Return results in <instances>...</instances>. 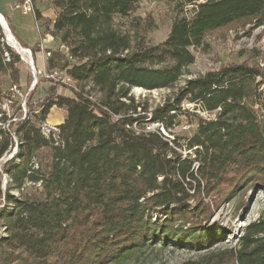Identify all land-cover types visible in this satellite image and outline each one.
I'll return each instance as SVG.
<instances>
[{
	"label": "trees",
	"instance_id": "trees-1",
	"mask_svg": "<svg viewBox=\"0 0 264 264\" xmlns=\"http://www.w3.org/2000/svg\"><path fill=\"white\" fill-rule=\"evenodd\" d=\"M140 1L43 0L52 18L34 4L40 35L55 43L46 48V71L77 86L56 93L65 84L56 79L39 95L38 79L24 117L3 109L7 101L21 110L18 95L10 98L20 69L0 25V163L16 149L0 165V264H115L152 245L209 250L228 233L209 223L212 212L225 199L264 192V71L256 60L176 86L207 33L246 21L263 26L264 0H170L173 22L156 44L116 26ZM134 86L172 93L150 107L130 94ZM52 106L66 115L45 132ZM180 116L191 132L168 138L160 128L172 129ZM237 239L184 264H264V204Z\"/></svg>",
	"mask_w": 264,
	"mask_h": 264
},
{
	"label": "rangeland",
	"instance_id": "rangeland-1",
	"mask_svg": "<svg viewBox=\"0 0 264 264\" xmlns=\"http://www.w3.org/2000/svg\"><path fill=\"white\" fill-rule=\"evenodd\" d=\"M18 0H0V9L7 13L6 22L8 23V27L10 28V32L15 37V33L12 32L13 26L21 33V35L25 38L27 45H33L35 42H38L37 50L32 51V58L34 62L35 68H40L43 71L42 75H37V81L41 78V80L36 84L38 85V94L41 95V89L48 88L53 83H56L55 80L59 73L52 72L53 77L50 76L45 69V54L46 48L40 47L41 45L50 46L54 45L53 39L51 37H47L45 35L41 36L38 24L34 19L33 13L22 14V11L19 9H14L12 6ZM43 3V4H42ZM36 5L41 9L45 15L52 14L53 9L51 6H48L46 3L44 4L43 0H34L33 5ZM11 7V9H10ZM44 16V15H43ZM174 17V11L172 9V1L170 0H142L139 2V5L136 7L134 12L130 14L129 17L124 18H116L115 23L116 26L119 27L120 30L128 32L132 36H136L138 38L143 37L144 40L149 44H156L165 39L167 36L170 24ZM13 25V26H12ZM3 30V29H2ZM4 33V32H3ZM17 40V38L15 37ZM18 41V40H17ZM4 42L5 40L4 35ZM21 44V43H20ZM9 45V44H8ZM22 45V44H21ZM10 48L16 53L17 51L9 45ZM23 47H26L22 45ZM192 52L195 55V61L190 64L184 73V75L180 78V80L176 83V86L183 84V81L186 78L195 77L200 74H205L208 70H216L224 64L232 63V62H242L248 61L253 62V60L258 63L261 69L264 71V25L256 26L254 21H246L245 23H237L230 25L228 27H224L221 29H217V31H212L207 33L204 39V44L200 47H192ZM254 50V51H253ZM41 52L38 63L36 62L35 52ZM239 51H243L242 55L239 54ZM43 52V53H42ZM251 52L250 54H247ZM256 54V56H252ZM19 69H20V85H9L6 84V88L8 85L10 86V98L12 101L17 100L18 94L16 91L12 90L13 86H16L20 93H23L22 97L29 99L32 93L33 97L38 96L37 92H34L35 84L30 88V84L33 81V75L31 70L29 69V65L27 62L23 61L19 54ZM49 75H45V74ZM50 78L52 81H46L45 78ZM64 77V76H63ZM36 81V82H37ZM65 84H59L55 86L56 93H70L69 89H73V87L77 86L74 81L71 79L67 80L64 78ZM56 85V84H55ZM16 93V94H14ZM27 93V96H24ZM172 93V89L168 88H158L147 90L140 86H134L130 90V94L135 98L136 101H143L148 106L154 107L157 104L162 103L165 99L170 97ZM93 95L99 96L98 92H94ZM20 98L22 101L24 98ZM27 99V101H28ZM13 103V102H12ZM12 103H8L5 101L3 109L6 112L13 116L18 117L20 114L22 115V111L18 110V112H14L11 107ZM21 103V102H20ZM183 108L194 110L192 103L184 102ZM26 106V105H25ZM28 110V107L24 112ZM63 108H59L54 106L47 115L46 118V126L48 129H55L56 122L63 118L65 112ZM14 112V113H13ZM201 116H207L206 113H201ZM180 122L177 123L172 129L166 130L167 137L173 138L176 135L183 136L187 135L191 132L193 128V124L189 125L187 123V118L184 116L179 117ZM155 127V126H154ZM150 130V129H149ZM163 134V129L160 128ZM183 155L186 154L187 150H180ZM9 156V155H8ZM1 165V164H0ZM1 167V166H0ZM5 176H3V179ZM206 201L210 199L207 197L203 198ZM264 204V192L259 191L257 189H251L246 192L243 196H238L237 199L232 200H224L221 205L214 210L212 217L209 219V223H216L225 227L228 231L226 235H224L225 240L216 243L209 250H203L201 252H192L188 251V249L181 247H172L170 246H150L144 247L140 250L133 251L131 254L123 257L115 264H184L186 262L194 263L201 259V257L206 252L219 251L225 248H228L235 244L236 240H238V236H240L242 229L245 224L249 223L251 220H256L261 215L262 206ZM227 238V239H226Z\"/></svg>",
	"mask_w": 264,
	"mask_h": 264
},
{
	"label": "built area",
	"instance_id": "built-area-1",
	"mask_svg": "<svg viewBox=\"0 0 264 264\" xmlns=\"http://www.w3.org/2000/svg\"><path fill=\"white\" fill-rule=\"evenodd\" d=\"M14 9H19L22 11V14H25V13H33L34 12V5H33V0H18L17 2H15L12 6ZM47 37H51V40H52V36L50 34H47L46 35ZM18 42V41H17ZM18 45L21 47V45L19 44L18 42ZM40 47H42V50H43V47L44 48H47L46 46L44 45H41L40 44ZM17 53L19 54L20 58L27 62V64L29 65V69L31 70V73L33 75V81L32 83L30 84V88L36 83L37 81V75H42L43 74V71L40 69V68H35L34 66V62H33V58H32V50L30 47H23L22 46V51H17ZM49 52L46 51V55H48ZM45 74V73H44ZM47 75V74H45ZM49 76V75H47ZM51 77H53L52 73L50 74ZM64 78L65 77H62V76H57V79H61L64 83ZM67 80H69V78L66 77ZM12 90L16 91L20 97H22L23 93H20L17 89L16 86H13L12 87ZM16 94V93H14ZM24 96H27V93L24 95ZM24 98L21 103H20V106H21V111H22V117H24V111L26 110V102H25V97H22ZM4 107V106H3ZM159 124L158 123H153V124H150L148 126H146V130H149V129H153L154 126H158ZM162 127V126H161ZM44 131L45 132H48L49 130H52V129H48V127L46 126V122L44 123V127H43ZM163 129V132H165L164 128L162 127ZM165 135H167V133L165 132ZM12 155V152L9 154V156Z\"/></svg>",
	"mask_w": 264,
	"mask_h": 264
},
{
	"label": "crops",
	"instance_id": "crops-1",
	"mask_svg": "<svg viewBox=\"0 0 264 264\" xmlns=\"http://www.w3.org/2000/svg\"><path fill=\"white\" fill-rule=\"evenodd\" d=\"M36 7H38V6H36ZM38 8H39V7H38ZM10 9H11V7H10ZM52 9H53V8H52ZM0 14H1V16H2V17L5 19V21H6V16H7L6 14H7V13H5L4 11H2V10L0 9ZM25 14H26V13H25ZM41 14L44 15V16H47V17H51V18H52V17H54V14H55V13H54V9H53L52 14L50 13V15H45L43 12H41ZM34 19H35V18H34ZM6 23H7V22H6ZM7 25H8V23H7ZM12 26H13V25H12ZM12 32L15 33V37L17 38V40H18L19 43H21V44L24 45V46H29V47L32 46V45H27V44H26V40H25V38H24V37L21 35V33L16 29V27L13 26V30H12ZM11 34H12V33H11ZM12 35H13V34H12ZM15 37H14V38H15ZM36 43H38V42H35L34 44H36ZM34 44H33V45H34ZM49 47H52V45L47 46V48H49ZM42 53H43V52H42ZM36 54H37V56H36V59H35V60H36V62L38 63V60L40 59V58L38 57V54H39L40 56H42V55H41V52H39V51H36V52H35V55H36ZM53 107H54V106H52L51 109H52ZM51 109H50V110H51ZM64 112H65V111H64ZM65 115H66V112H65L63 118L60 119V120H59L58 122H56L55 124L57 125V124H59L60 122H62L63 119L65 118Z\"/></svg>",
	"mask_w": 264,
	"mask_h": 264
},
{
	"label": "bare ground",
	"instance_id": "bare-ground-1",
	"mask_svg": "<svg viewBox=\"0 0 264 264\" xmlns=\"http://www.w3.org/2000/svg\"><path fill=\"white\" fill-rule=\"evenodd\" d=\"M0 22H1V24H2V26H3V32H4V35H6V37H7V43L9 44V45H11V47H13L16 51H22V45H21V47L18 45V42H17V40L14 38V36L11 34V32H10V28L8 27V25H7V23H6V21H5V19L1 16V14H0ZM26 112H24V114H25ZM15 150L16 149H13V151H12V154L15 152ZM10 157V156H9ZM4 159V158H3ZM3 159L1 160V163L0 164H2V162H3Z\"/></svg>",
	"mask_w": 264,
	"mask_h": 264
},
{
	"label": "water",
	"instance_id": "water-1",
	"mask_svg": "<svg viewBox=\"0 0 264 264\" xmlns=\"http://www.w3.org/2000/svg\"><path fill=\"white\" fill-rule=\"evenodd\" d=\"M0 25H1V29H3V26H2V24H1V22H0ZM5 40L7 41V37H6V35H5ZM8 44V43H7ZM9 156H6L4 159H3V162L8 158Z\"/></svg>",
	"mask_w": 264,
	"mask_h": 264
}]
</instances>
